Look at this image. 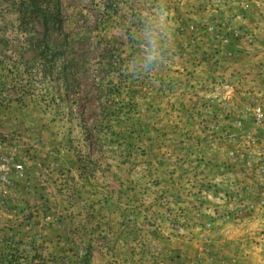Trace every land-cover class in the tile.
I'll return each instance as SVG.
<instances>
[{"label": "rangeland", "instance_id": "rangeland-1", "mask_svg": "<svg viewBox=\"0 0 264 264\" xmlns=\"http://www.w3.org/2000/svg\"><path fill=\"white\" fill-rule=\"evenodd\" d=\"M57 1L45 59L0 0V250L264 264V0ZM157 7L170 33L147 70Z\"/></svg>", "mask_w": 264, "mask_h": 264}, {"label": "trees", "instance_id": "trees-1", "mask_svg": "<svg viewBox=\"0 0 264 264\" xmlns=\"http://www.w3.org/2000/svg\"><path fill=\"white\" fill-rule=\"evenodd\" d=\"M17 14V26L19 30L25 29V41L27 49L40 53L42 57L54 58L56 49L50 46L45 37H39L36 26L40 25L46 33L50 30L61 29L60 10L57 0H14ZM35 54L30 60L36 59ZM5 244L0 250V264H35L38 254L31 256L26 250H20L19 244L14 242L12 236L2 240Z\"/></svg>", "mask_w": 264, "mask_h": 264}, {"label": "clouds", "instance_id": "clouds-1", "mask_svg": "<svg viewBox=\"0 0 264 264\" xmlns=\"http://www.w3.org/2000/svg\"><path fill=\"white\" fill-rule=\"evenodd\" d=\"M170 12L167 7H157L143 20L140 32V42L143 45V55L139 66L142 69L151 70L159 63L170 33ZM137 63L133 62L134 69Z\"/></svg>", "mask_w": 264, "mask_h": 264}, {"label": "built area", "instance_id": "built-area-1", "mask_svg": "<svg viewBox=\"0 0 264 264\" xmlns=\"http://www.w3.org/2000/svg\"><path fill=\"white\" fill-rule=\"evenodd\" d=\"M18 168H20V166Z\"/></svg>", "mask_w": 264, "mask_h": 264}]
</instances>
